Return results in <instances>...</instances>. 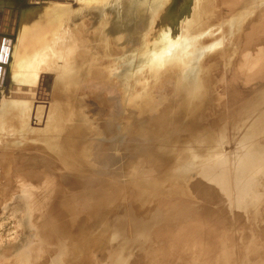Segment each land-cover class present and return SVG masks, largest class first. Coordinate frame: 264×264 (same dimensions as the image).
<instances>
[{
    "label": "bare ground",
    "instance_id": "6f19581e",
    "mask_svg": "<svg viewBox=\"0 0 264 264\" xmlns=\"http://www.w3.org/2000/svg\"><path fill=\"white\" fill-rule=\"evenodd\" d=\"M95 1L97 0H82L79 2L77 6L81 4L78 10L83 13H81V15H79L80 12L78 15L75 14L73 8L71 10L73 12L68 14V11L66 12L60 9L63 5H60V7L58 5V7L51 9L52 11L50 10L51 12L49 11L50 13L48 14L47 11L49 10V6L47 5V8L44 7L46 10L48 9L46 11L47 13L45 10H43L44 12L41 10L43 15L37 12V16L40 15V17L35 19L40 23L43 22L39 28H33L34 25H31V20H25L23 22V16L21 15L19 21L21 32L16 41V46H14L13 49L11 48L10 38L6 36L0 37V117L7 120L11 117V114L14 113L13 119L11 120L13 125L12 135L17 136L24 128L19 130L21 126L18 128L17 125L27 126V129H23V131L25 134L26 131L29 133L28 136L30 139L28 143L30 144L31 141H33L36 146L37 140L34 141L32 138L43 135V140H41V142L37 141V143L42 145L41 147L44 149H46L45 144L47 143V135H49L51 139V144L59 145L61 143V149V145L64 144L62 138H64L65 135L60 133L62 132L60 124L64 123L67 128L72 130L70 143L73 145V150H67L69 153L68 157L72 156L79 164L78 175L71 171L67 181L63 183L60 196L55 198L54 204L50 203L48 200H41L33 187L27 190L25 189L24 195L26 198L24 197L23 204L28 210V222L26 221L25 224H28L27 232L31 227L37 228L36 230L39 237L37 245H39V247L29 245L28 243L31 240H26L25 250L20 253L18 252V254H16L17 257H15L16 259L14 258L15 260L8 261V259L5 258L6 254L5 256H3L4 253L0 254V264H93L96 259L103 261L110 252V244L115 243L116 239L119 238L117 233H111L110 235L109 231H107V227H109L108 222L112 219H108L106 216L107 214H105V208L109 206L110 208L115 207L116 212L120 215L115 219L117 223L114 224V230H118L120 227L124 230L122 227L123 224L120 225L118 221L121 219L126 220L125 215L129 212L133 214V218L137 219V221L139 220V224H145L146 220L150 218L156 221V232L162 230V234H165L167 239V246L171 247L165 264H241L237 262L238 258L233 253L234 248L229 245V241L222 231L223 225L227 223V216L224 215L226 208L223 207V205L227 202L232 205V201H234L235 197H240V201H245L243 196L246 193H250V199L253 201L254 210L250 228L254 238H252L250 234L252 243L249 250L247 248H240L239 253L242 262L243 260L246 262L247 259L248 264H264V97L261 96L264 89V85L262 86L264 83V5L262 4L264 2L257 8V12L253 16L246 19L249 8L245 6V2H241V0H235V2L231 0H202L209 10H213L211 7H214V4L219 6L223 14L221 17L224 18L222 26L229 29V31L241 27L242 22L245 24L246 28L254 29L248 32L249 37L251 36L250 44L252 43V46L247 49V52L242 54V56H244L243 59L248 61L249 64L247 67L241 64L240 67L234 70L233 67L236 66L239 56L230 62L228 56L237 46L231 47L228 50H217V58L212 61L207 60V54L209 53L203 49L200 42V36L202 34L200 29L201 21L196 20V23L195 20L192 21V23L198 25V27H196L197 29H195V31H197V41L193 43L191 39H185L183 43H181V41L179 44V47L181 45L183 48L185 46L187 47L188 43L190 45L193 44L195 49H192L195 50L196 56L193 59L191 57L192 53L187 52V48L185 47L181 53H178V55H181L180 57L178 56L179 58L176 60L172 54L175 50L177 51L179 47H174V34L177 39L181 36V33L179 31H177L178 33H174L173 31L162 33L163 31H160V33L157 28L161 25H158L155 19L151 20V28L146 30L148 34L152 31L151 35L149 34L151 36H149L151 38H149V40H152V42L150 41L149 44L153 43L155 39L151 46L155 47L156 50H152V53H144L142 50L143 54H141L140 52L138 53L140 49L138 48L137 54L135 53L136 55L133 56L135 59L129 62L127 61L128 63L124 62L125 59L122 60V67L117 66L116 61L113 59L114 62L110 64H101L103 67L101 69L95 65L97 60L100 61L98 55H95L101 51L105 52L106 50L114 51L115 53L119 43L130 40L132 33L131 28L140 29V31H142L141 27L143 25L141 24L148 21L147 18L149 17L144 12L138 14L135 21L132 20L131 16L128 15L129 11L123 8L125 6L123 0V7H121V9L119 8L120 11L113 16L108 14L104 19V24L102 23V25L99 26L98 23H94L93 20V15L95 13L92 15V11L88 8L91 4H95ZM148 1H150L149 8L151 9L156 6V2H158V0ZM196 1L198 2V0ZM13 2L14 0L0 1L1 16H9L8 14L13 11H10ZM162 3L166 5L167 0H162ZM50 7L52 8L53 6ZM198 7L199 6L196 5L194 10H198ZM70 8L71 7H69V9ZM77 9L78 8H76V10ZM181 11H179L178 14ZM241 11H244V19L242 18L243 13H241ZM34 12L36 11L33 10V14ZM152 12L151 10V13ZM168 12H170L169 15L175 14L170 8ZM26 15H28V13ZM32 16L34 17L35 15ZM44 16H47L45 17L47 21L44 20ZM65 16L68 20L64 19ZM153 16L156 18L157 14L152 15L149 19H152ZM15 17L14 15V18H12L9 24L1 21L0 30L3 31V29H7V35H9L10 28L13 26L12 22L15 23ZM225 17H227L226 20ZM65 20H67V23ZM75 20H78L77 22L80 20V24H82L81 20L88 25L90 24L94 33L86 32L88 34L85 35L84 32H75L72 28V25L77 24ZM205 21H207V18ZM187 25L189 26L191 23ZM95 29L99 30L97 31ZM182 29H186V27ZM137 31L139 32V30ZM140 33H142L143 36L144 29ZM253 33L256 34L255 37L252 36ZM156 34L159 36L157 39L154 37ZM162 36H167L168 40L171 41V44L169 43L170 48L165 50L164 53L163 51L157 50L158 46V49H160L161 45L159 44V40ZM144 39L142 41L140 40L142 42L141 44L144 43ZM184 42H186V44ZM149 44L147 43L148 46H150ZM246 45L247 41L245 45L243 43V48L246 47ZM212 55L213 54H209V57ZM78 58H80L79 61H77ZM144 58H146L149 64L153 65L150 67L149 79L146 77L147 79L145 80L141 79V76H143L141 71L143 66H138L136 64L139 63V61L142 63ZM171 58L172 61H169ZM8 59H10L9 64L6 63L7 61L9 62ZM74 59L77 62L72 66L65 65L61 68L59 67L56 78L62 79V77H64L68 79V77L71 76L73 77L71 78L73 81L74 76H76V78L85 77L84 81H87V79H90L91 82L94 80L92 83L99 81L97 86L100 82H103L102 89L104 88L105 90L104 93L102 92L103 96L95 98L90 95L87 97V93H83L86 95L87 100L90 99V97L92 98L91 104L96 107L93 109L91 107L92 110L90 109V113L83 112L82 109L88 106L85 96L79 93L81 98L83 95L84 99L82 98L78 102L72 101L73 99H71L70 95H73V93H76L78 90L75 89L76 87L74 88L72 85H68L67 87H58L59 91L56 92L57 95H60L59 99L53 97L51 100H48L46 98L47 101L45 99V103L39 106L37 110L43 112L41 118L34 119V116H32L33 114H31L33 119L29 118L27 116V110L30 109V104H37L34 95L43 96L42 94L46 93V84L44 82L45 80H49V78L40 73L53 71L57 69L58 66L64 64L61 62H72ZM59 60L61 61L60 65L58 64L59 62H57ZM83 61H87L85 65L82 63ZM54 63L58 64L57 67ZM7 64V81L6 84L1 87V79H3L1 75L4 73V68H7ZM53 65H55L56 68H53ZM133 66L136 67L135 70H132V68H134ZM176 66L181 69L180 74L182 75H187L192 66H195V74L192 80V91L188 95L175 101L176 104L167 102L165 106H162L165 107L162 112L168 115V122L170 124L176 121V123L180 125L181 117L188 116L185 121V125L188 126L191 121L190 118L193 119L194 114V120L197 122V117L206 112L207 91L206 87H203V84H206L207 81L213 86L209 94L215 91L210 104L215 102V99L223 96L225 92H228L229 95L225 97L223 101L230 105L229 110L217 108L212 113L214 115L212 121L216 122L214 132L199 133V136L196 137L191 129H187L184 132V136L177 135L175 137L177 140L181 139L180 141L184 144V149L179 150L180 159L183 157V168L176 170L171 179L173 181L181 180L182 184L179 185L175 182L176 190H166L165 188L161 189L158 194H155L159 191V189H157V184H159V179H161L159 178L161 174L157 172L160 171L163 167L162 165H164L155 166V161L157 158L160 159L167 151L165 150L162 154L160 153L162 151L161 148L153 153L156 159L154 163L150 162L153 165L148 167L141 161L142 159L139 156L136 157L137 151L132 152V159L137 161L142 169L139 170L137 166L131 162V164H127L126 170H134L129 175L132 176L135 174V176L139 177L137 180L141 179L140 183L134 182L137 181L134 179H132L133 181L131 179L124 180V182L121 183L120 179L122 177H120L116 185H107L102 191H95L96 183L98 184L99 182L96 178L97 176L94 177V174H96L95 161H93L91 157L96 155V151L98 150L97 148L95 151L96 146L99 147L98 144H100V142L103 143L108 135H112L115 132V134L118 133L119 135V137H116L115 141L117 142L114 144L116 148L111 149L112 144L110 145L108 141V144L106 143L102 152H100L99 157H104L105 160L110 154L119 150L123 139L121 134L122 125L130 117L132 112L131 106L140 98L142 88L146 85L145 83H155L156 79L159 77L168 76L173 69H177L175 68ZM51 67L53 69H51ZM131 71L132 76L127 79L129 74L131 75ZM30 72L37 78V80L35 79L34 81L35 84H41L38 87L40 91H37L35 88L34 90L33 85L29 87L25 85L26 80L28 81ZM49 75H51V73H49ZM30 76L32 78V74H30ZM76 78L75 80H77ZM15 79L17 80L15 81ZM31 82L32 81H30V83ZM86 84L87 83H85V85ZM195 85L198 90L199 88L201 89L199 94L198 92L194 93L193 89ZM14 86H18L17 89L22 92L17 90L12 94L10 89ZM148 88H150V86ZM165 88L166 93H169L171 88L169 86ZM74 90L76 91L74 92ZM111 90L113 91L111 92ZM18 92L20 93L18 94ZM100 93L101 92H99V94ZM94 94L96 93H93V95ZM16 95L18 97H14ZM77 95L78 93L76 96ZM46 96L48 97V95ZM145 100L147 101L146 98ZM181 100H183L182 103L178 105L177 103ZM173 106L175 108H173ZM160 109L158 114L161 113ZM173 109L175 110L173 111ZM125 110L128 113L127 117H124ZM137 110L139 109L137 108L134 112L137 113ZM98 114H102V116H96ZM23 115L26 117L25 124H22L23 120L21 116ZM169 123H167V127L170 126ZM15 128H18L17 130L19 132H16ZM88 132L91 133V136H88V139L85 138L87 139V143L84 144L82 148L79 137ZM6 135L9 136L10 134L7 133L5 136ZM182 136L184 137L183 139ZM192 136L193 141H190ZM153 137L152 135V138ZM54 140L59 141L54 142ZM80 144L83 150L81 153L79 152L77 154V148L80 150ZM68 153L62 155L66 156ZM255 155L258 157L259 163L255 169H251L247 163H250L251 158ZM34 156V158H41V152H36ZM149 169L151 173H147ZM88 176L94 178L91 183L86 186V177ZM48 196L52 200L53 194H49ZM30 197H35L36 203H34ZM179 198L181 203L183 202L179 217L181 221H179V223L175 221L176 212L173 211L170 212L168 216L166 214L161 216V211L168 206V202L169 204L171 202L175 203ZM231 209L236 211L235 207H231ZM241 210L251 211L252 209L246 207L240 209V211ZM138 212L141 213L139 217ZM85 214L89 216L88 218L90 219V227L87 228V231L90 233L94 232L95 234L93 238L89 237L87 241V243L91 242L93 245V247L90 248L91 251L88 250L92 255L86 253L80 257L78 254V246L82 249L79 240L80 235L82 234L81 236H83L86 229V226L82 222L84 221ZM203 219H208L209 224H203L201 221ZM153 222L154 221L151 223ZM176 225H181V229L173 233V227ZM254 232H256V234ZM107 237H109V241H106ZM173 239L175 240L172 242ZM94 240L104 241L100 242ZM158 244H160V242ZM22 245L23 243L18 248V251H20L19 249ZM183 245V248L190 252L187 256L184 255L185 250L181 251V246ZM97 251L99 252L96 258L94 254ZM120 252L122 253L121 249ZM8 258L10 259V257ZM157 258L160 257L157 256ZM121 259L119 263L115 264H122L124 258ZM156 262L157 261L148 262L146 264H155Z\"/></svg>",
    "mask_w": 264,
    "mask_h": 264
},
{
    "label": "rangeland",
    "instance_id": "374dc122",
    "mask_svg": "<svg viewBox=\"0 0 264 264\" xmlns=\"http://www.w3.org/2000/svg\"><path fill=\"white\" fill-rule=\"evenodd\" d=\"M81 1L82 0H14L13 5L11 7L12 9H10V11L11 10H13V11L8 14L9 16L6 15L3 17L0 15V18L3 17L2 19L5 20L4 21V20L0 19V22L1 21L7 22L9 24V22L12 20V18H14V15H15L16 16L14 19L15 23L12 22L13 26H12V28H10L9 35H7L8 34L7 29H5V30L3 29V31L0 30V32H1L0 37L6 36V37L10 38L11 39V48L13 49L14 46H16V41L18 40V38L20 36V32H21V26L19 24L21 15L24 17V18L22 17L23 22L25 20H31L30 21L32 23L31 25L32 26L34 25L33 28H36V27L39 28V26H41L43 22L40 23L35 18L40 17V15L37 16V12L43 15L42 11L45 10V12H46L48 10V9L46 10L44 7L47 8L49 6L48 7L49 10L47 11L48 14L52 11L51 9L58 7V5H59V7H60V5H63L60 9L66 11V12L68 11L67 12L68 14L73 12V11H71L73 8L75 14L78 15L80 12L79 15H81L82 12L78 11L81 4L79 6H77L79 4V2H81ZM108 1L109 0H97V1H95V4L93 2H91L93 4L88 6L89 10L92 11V15L94 13L96 14V15L95 14L93 15V20H94V23L97 22L99 26L102 25L105 17L108 14L113 16L117 12L120 11L119 8L121 9V7H123L122 6V2H123L122 0H113V1L110 0V3ZM231 1L235 2V0H231ZM242 1L245 2V6H248V8H249V11H248L249 13H248L246 19L253 16L257 12V8L264 2V0H241V2ZM201 2H202V0L201 1L198 0V2L196 0H189V3H188V0H167V3H166L167 9H165L162 13H161V11L163 9H161V10L158 9L159 7H157V5L154 6L152 9L149 8L150 1H148V0H124L123 3L125 4L126 7L124 6L123 8H125L126 11L127 10L129 11V13L128 12L127 13H128V15L131 16V19L134 21L136 20V16L138 14H142L145 12L146 15L150 18L154 12H156L157 10L160 11L159 12V13H161L160 16H156V18H155V22L158 25L159 24L161 25L157 28L158 31L159 32L163 31L162 33H168V31H170V32L173 31L175 33L177 31H179L181 33V36H179L177 39L175 38V34H174V39H175L174 42L175 43H173V44H174L175 48H178L180 42L182 41L181 43H183V40L185 41V39L186 40L191 39V42H193V43L197 41V39H198L196 37L197 31H195V29H197L196 27H198V25L192 23V21L195 20V23H196V20L201 21L200 22V29L202 31V34L200 36V42H201L204 50H206L209 54H213L210 57H209V54H207V60L212 61L213 59L217 58V50H222V49L228 50L231 47L237 46L235 49L232 50V52L228 56V60L230 62L232 60H235L239 56L237 59L236 66L233 67L234 70H236V68L240 67L241 64L244 67H247L249 63H248V61L243 59L244 56H242V54L247 52V49H249L252 46V43L250 44L251 36L249 37L248 32L253 31L254 29L246 28L245 24L242 22L241 27H237V29H232V31H229V29H226L222 26V23L224 22V18L221 17L223 14H222V11H220L219 6L214 4V7H211V8H213V10L212 9L209 10L206 7L207 5L204 4L203 2L202 3ZM54 5H55V7H54ZM196 5L199 6L198 10H196L197 12L194 10V7ZM262 5H264V3ZM50 6H53V7L51 8ZM93 6H95V7H93ZM99 6H102L103 8L99 7ZM69 7H71V8L69 9ZM76 8H78V9L76 10ZM169 8L172 12H175V14L169 15V13H170V12H168ZM33 10L36 11V12H34V14H33ZM151 10L153 11L152 13H151ZM181 10H183V11H181ZM179 11H181V12L178 14ZM243 12L241 11V13H243ZM18 13H20V14H18ZM24 13H25V16L27 19L25 18ZM27 13L29 16L26 15ZM32 15H35V16L33 17ZM244 16H245V14L243 13L242 18ZM45 17H47V16H44V20L47 19ZM18 18H19V20H18ZM149 18H147L148 21L141 24V25H143L142 27L140 25L141 30L143 31V29H144L143 36H142V33H140V32H142V31H140V29L131 28L132 33L130 32L131 33L130 40L129 41L126 40V41L119 43V46H118L117 50H115V53H114V51L106 50L105 52L101 51L100 53L96 54L95 56L98 55V58H100L99 59L100 61L97 60L95 65L102 69L103 67L101 66V64H106V63L110 64V63L114 62L113 61V59H114L117 63V66L122 67V63H123L122 60L125 59L124 62L128 63L132 59H135V58H133V56H135L137 54L138 48H140L138 53L140 52L141 54H143V51H144V53L145 52H148V53L151 52L152 53L154 50H156L155 47L151 46L154 43L155 39L153 40V43L149 44L150 41L152 42V40H149V38L151 37L150 35H151L152 31L149 33L150 35L147 33L148 23H149V21L152 20ZM206 18H207V21H205ZM64 19L68 20V18L66 16L64 17ZM226 19H227V17H225V20ZM32 20L34 21V24H33ZM67 20H65L66 23H67ZM77 21L75 20V22L77 23V24L75 23L76 25H72V28L75 30V32H77V31L84 32L85 35H87L88 33H91V32H92V34L94 33L92 26L90 24L89 25L86 24L85 22H83V20H81L82 24H80V20H79V22H77ZM72 23H74V22H72ZM188 23H191V25L188 26L187 25ZM32 26H31V28H32ZM183 27L184 28L186 27V29H182ZM80 28H81V30H80ZM159 29H163V30H159ZM260 29L263 30L262 28H260ZM28 30H34V29H28ZM35 30H37V29H35ZM95 30L98 31L99 29H95ZM137 30H139V32ZM79 32H78V34H79ZM86 32H88V33H86ZM75 34H77V33H75ZM252 36L255 37L256 34L253 33ZM144 37H146V38L144 39ZM154 37L157 39L159 36L156 34V35H154ZM142 38L144 39L143 44H141L142 43L141 41L143 40ZM13 39H14V41H13ZM147 40H149V41H147ZM169 41L170 40H167L166 43L164 42L162 44L159 43L162 47L160 46V49H158V47H159L158 46L157 50L163 51V53H164L165 50H168L170 48L169 45L171 44V41L170 42ZM246 41H247V45H246V47L243 48V43L245 45ZM147 43L150 46H148ZM184 43L186 44V42H184ZM248 43H249V45H248ZM188 46L190 49L188 48ZM143 47H144V49H143ZM184 48L180 45L178 50L177 51L175 50L173 52L172 56L177 60L181 55V54L178 55V53H181L182 50H184ZM186 48H187L186 49L187 52L192 53L191 57L194 59V57L196 56L195 55L196 52L194 50L195 48L193 47V44L190 45L188 43ZM192 48H194V49H192ZM150 49H151V51H150ZM241 56H242V59H241ZM174 58H173V60L175 61ZM75 59H77V58H75ZM75 59L72 60V62H70V61L61 62L59 60V61H57V62H59L58 63L59 65H60V62L64 63V64L57 67V65H58V64H56L57 62L54 63V64H56L57 69H54L52 71L51 69L56 68L55 65H53L54 67L53 68L51 67V69H50L53 73L51 71L40 73L41 75L44 74L45 76H47V78H49V80H45V82H44L46 84V87H45L46 93H44L45 96H44V94H42L43 96H35L34 95V98L36 99L37 104H35V105L30 104L31 107L29 110H27V116L29 118L33 119L32 116H34V119L41 118L43 112L38 111L37 109L39 108V106H41L45 103L46 98L48 100L49 99L51 100L53 97L56 99L57 98L59 99L60 95H57L56 91H59L60 87H67L68 85H70V86L72 85L74 88L76 87L75 89H77L78 91L74 90V92L76 91V93H73V95L72 94L70 95L71 99H73L72 101H74V102H78L80 99H82L83 95L85 96V98H86V95H88L87 97H89L91 95L92 97H95V98L96 97L99 98V97L103 96V93L105 91L104 88L102 89L103 82H100L98 85L99 87H98L97 84L99 81H97V82L95 81V83H92L94 80H92V82H91L90 79H87V81L86 80L84 81L85 77L84 78H82V77L76 78V76H74L73 81L71 79L73 77H71V76L68 77V79L64 78V77H62V79L56 78L57 73L59 71V67L61 68L62 66H65V65L66 66L67 65L72 66L73 64H75V62L79 61L80 58H78L77 61ZM8 60H9V62L7 61L6 63L9 64L10 59H8ZM101 61H103V62H101ZM169 61H172V58ZM86 62L83 61L82 63H84V65H85ZM8 64L6 65L7 68L6 67L4 68L5 69L4 73L1 75V77H3V79H1L2 80L1 81L2 82L1 87L4 86L6 84V81H7ZM136 64L138 66H143L142 70H141L143 76H141V79H143V80H145L147 78L149 79V75H150L149 73H150V69H151L150 67H152L153 65L149 64V62L146 61V58H144L142 60V63L139 61V63H136ZM133 67L134 68L131 67L132 70H135L136 67L135 66H133ZM175 68H177V69H173L168 76H165V77L161 76L158 79H156L155 83H149V82L145 83L146 85H145V87L143 86V88H142V93L140 94V98L138 99V101L133 103V105L131 106L132 112H131L130 117L122 125L121 134H122L123 139H122L121 146H120L119 150L113 152L107 158L105 157L106 158L105 160H104V157H99L100 152H102L103 147L105 146V144L108 141H109L108 143L110 145L112 144L111 149L116 148L114 146V144L117 142L115 140H116V137H119V135H118V133L115 134V132L112 135H108L106 137V140L103 141V143L100 142V144H98L99 147L96 146L95 151L98 148V150L96 151V155L91 157V159L93 161H95L96 174H94V173L93 174H94V177L97 176L96 178L99 182L98 184L96 183L95 191H102L107 185H109V186L116 185V183L119 181L120 177H122L120 179L121 183H123L124 180H129V179L137 180L139 177L135 176V174H133L132 176L129 175L134 170H131V169L126 170V167L128 166L127 164H131V162L134 163L139 170L142 169L139 166V163L137 161H135L134 159H132V157H133L132 152L137 151L136 157L139 156L142 159L141 161L144 164H146L148 167V166L153 165L151 163H154V161L156 159L155 156L153 155V153L156 152V150L161 149V148H162V151L160 153L163 154V152H165V150H167V151L165 154H163L161 156L160 159L157 158L155 161V166L164 164V165H162L163 166L162 169L157 172L158 174H161L159 178H161L162 180L159 179L160 182H159V184H157V186H158L157 189H159V191L156 192L155 194H158L161 191V189H165V188H166V190H172V191L176 190L175 182H177L179 185L182 184L181 180L173 181L171 179L176 170H180L181 168H183V162H182L183 157H181V159H180L179 150L184 149V144L180 141L181 139L177 140L175 137L177 135H183L184 136V134H185L184 132L187 129H191L192 132L195 133L196 137L199 136V133L204 134V133H210L212 131L214 132V130H215L214 127H215L216 122L212 121L214 118V115L212 113L217 108L229 110L230 105H228V103H225L223 101V99L229 95L228 92H225L223 94V96H221L218 99H215L214 100L215 102L210 104V102L214 96L215 91H213L209 94V92L212 90L213 86L210 82L207 81L206 84H203V87H206V91H207V97H206L207 105L205 107L206 112L200 114L197 117V120H196L197 122H195V120H194L195 119V114H194L193 119L190 118L191 121L188 124V126L185 125V121L187 120L188 116L181 117V124L180 125H178L176 123V121L174 123L170 124L168 122V115H166L162 112L165 109V107H162V106H165V103H167V102H169V103L173 102V104L174 103L176 104L175 101H178V100L182 99L183 97H185L186 95H188L192 91V80H193V77L195 74V70H194L195 66L194 67L192 66V68L188 71L187 75L180 74L181 69H179V67L176 66ZM148 70H149V72H148ZM49 73H51V75H49ZM145 73H146V75H145ZM30 74H32L33 79L31 78ZM33 75L34 74L32 72L29 73L30 77L28 76V81L26 80L25 85L28 87L30 85H33V89L35 88L37 91H40V90H38V87L41 84L40 83L35 84L34 81H35V79L37 80V78H35ZM130 76H132V71H131V75L129 74L127 79L131 78ZM53 78H54V80H53ZM55 78H56V80H55ZM75 78L77 80L78 79L79 80L77 81V80H75ZM8 80H10V79H8ZM16 80L17 79H15V81ZM89 80L92 84H94V85L96 84L95 85L96 87L94 85H92L89 82ZM10 81H12V80H10ZM30 81H32V82L30 83ZM55 83L58 86H56ZM85 83H87V84L85 85ZM51 84H52V86H51ZM147 84H148V86H147ZM263 85H264V83L262 84V86ZM149 86H150V88H148ZM167 86H169L171 88L169 93H166V91H165L166 90L165 87H167ZM82 87H83V90H82ZM89 87H90V89H89ZM17 88H18V86H14L10 89L12 94H14L17 90H19ZM56 88H58V89H56ZM84 88H85V90H84ZM42 89H43V87H42ZM86 89H87V91H86ZM101 89H102V91H101ZM143 90H145V91H143ZM193 90H194V93L198 92V94L201 91L200 88H199V90L196 88V85H195ZM19 91L22 92L21 90H19ZM48 91H49V94L51 95V98H50V95L48 94ZM51 91H54V92H51ZM112 91L113 90H111V92ZM20 92H18V94ZM99 92H101V93L99 94ZM146 92H149V93H146ZM77 93H78V95L76 96ZM79 93H81V94L87 93V94L86 95L83 94L82 98H81V95H79ZM93 93H96V94L93 95ZM46 95H48V97ZM148 95H149V97H148ZM142 96H145V97H142ZM261 96L264 97V89H263V94H261ZM14 97H18V96L16 95ZM14 97H13V99H14ZM145 98L147 99V101L145 100ZM47 99H46V101H47ZM85 100L87 101L88 106L86 108L82 109V111L86 112V113H90L91 107L93 109L96 106H93L91 104V101H92L91 97H90V99L87 100V98H86ZM182 101L183 100L179 101V103H177V104L178 105L181 104ZM141 103H143V104H141ZM231 105H232V102H231ZM140 107H141V109H140ZM146 107H148V108H146ZM135 108L139 109V110H137V113L134 112L136 110ZM173 108H175V107L173 106ZM159 109L161 110L160 111L161 113L158 114ZM174 110L175 109H173V111ZM31 114H33V115L31 116ZM24 115L21 116V119L23 120L22 124H25V122H26V117H24ZM100 115L102 116V114H98L96 116L100 117ZM127 115H128V113L125 110L124 117H127ZM13 116H14V113L11 114V117L8 118L7 120L0 117V254L4 253L3 256H5V254H6L5 258H7L8 261L15 260L16 259L15 257H17L16 254H18V252L20 253V252H23L25 250V248H26L25 241L26 240H31L28 243L29 245H34L36 247H39V245H37V241H39L38 233L36 230L37 228L31 227L27 232L28 224L27 223L25 224V222L27 221V215H28V210L23 204L24 197L26 198V196L24 195L25 189L27 190V189L33 187L36 190V193L40 197L41 200H43V201L48 200V201H50V203L54 204L55 198L60 196L61 191L63 189V183L67 181L69 175L71 174V171H73V173L75 172L77 175L79 173L78 162L75 161L72 158V156L68 157L69 153L67 150H69V149H71V151L73 150V145L70 143V138L72 136V130L70 128H67V126L64 123L60 124V129L62 130V132H60V133H63L65 135L64 138H62V142H64V144L61 145V149H60L61 143L59 145L51 144V139L49 138V135L46 136L47 143L45 144L46 149H44L41 147L42 145L37 143V141L41 142V140H43V138H42L43 135L36 136V137L32 138V140H34V141L37 140L36 146L34 145L33 141H31L32 144L28 143V140L30 139L28 136L29 133H28V131H26V134H25L23 131V129H27V126L17 125L18 128L21 126V128H19V130L22 129L23 127L24 128L20 131V133L17 136L12 135L13 125H12L11 120L13 119ZM167 123L170 124L169 127L166 126ZM18 128H15L16 132L18 131L17 130ZM7 133H9L10 135L5 136V134H7ZM152 135L154 136L153 138H152ZM84 136H86V137H84ZM88 136L89 137L91 136L90 132H88L87 134L85 133V135L83 134L82 136L79 137L80 143L82 144V148H83L84 144L87 143V139L89 138ZM183 136H182V139L184 138ZM85 138H87V139H85ZM82 139H83V141H82ZM172 139H174V140H172ZM59 140H61V139H59ZM59 140H54V142L59 141ZM190 141H193V136L191 137ZM81 144H80V150L81 151L79 150V148H77L78 149L77 154L79 152L81 153L83 150L81 148ZM58 148H59V150H58ZM36 152H39V153L41 152V158H34L35 157L34 154ZM66 153H68L66 156L62 155V154H66ZM115 153H117V154H115ZM258 163H259L258 157H257V155H255L253 158H251L250 163H247V164L250 166L251 169H255L257 167ZM102 171H104L105 173ZM149 172L151 173L150 169L147 171V173H149ZM154 175H155V173H154ZM93 178H91L90 176L86 177V186H88L91 183ZM140 180H137L134 182L140 183ZM49 194H53L52 200L48 196ZM250 196H251L250 193H246L243 196V199L245 201H240V197H235L234 201H232V203H233L232 205L229 202H227V203H225V205H223V207L226 208L224 215L227 216V218H226L227 223H225L223 225L222 231L225 234L226 238L228 239L229 245L232 248H234L233 253L238 258L237 262L241 263V264H248V261L246 259V262L244 260L242 262L241 256L239 253V249L240 248L241 249L247 248L249 250L251 243H252V239H250V234H251L252 238H254V236L252 235V232H251V228H250V222H252L251 219H252L253 210H254L253 201H252V199H250ZM30 199L34 203H36L35 197H33V198L30 197ZM43 207H44V205H43ZM182 207H183V202L181 203L180 198L177 199L175 201V203L171 202L169 204V202H168V206L165 209L163 208V210L161 211V216H164V214H166L168 216L170 214V212H172V211L176 212L175 221L179 223V221H181V219H179V217L181 214ZM231 207H235L236 211L232 210ZM246 207H250L252 210L251 211H243V210L240 211V209H243ZM51 208H52V205H51ZM105 214H107L106 216L108 219L112 218L108 222L109 227H107V231H109L110 235H111V233H117L119 235V238L116 239L115 243L110 244V252L108 251L109 253L106 256L107 258L104 259L103 261H101L100 259H96L93 262V264H115V263H119L122 260L121 258H124L122 264H146L148 262H155V261H157L155 264H165L167 262L168 252L171 249V247L167 246V239H166L165 234H162V230L156 232L157 226H156V221L154 219L150 218V219L146 220L145 224H139L138 223L139 220L137 221V219L133 218V214L131 212H129L127 215H125L126 220L121 219L120 221H118L120 223V225L123 224L122 227L124 230H122L121 227L118 230H114L113 229L114 224L117 223L116 222L117 220H115V219L118 218L120 215L116 212L115 207L110 208V206L108 208H105ZM140 215H141V213L138 212V217ZM84 217H85L84 221H82V222L86 226V229L84 231V235L83 236H81L82 234L80 235L79 244H81V247H82V249H81L78 246V254L80 257H82L86 253L89 255H92L90 252L91 251L90 248H92L93 245L91 242L87 243V241H88L89 237L93 238L94 234H95L94 232L90 233L87 231V228L90 227V225H89L90 219L88 218L89 216H87L86 214ZM152 221H154V222L151 223ZM201 221L205 225L209 224L208 219H203ZM186 222H187V220H186ZM133 224H135V225H133ZM146 227H151V228H146ZM180 229H181V225H179V226L176 225L173 227L172 231H173V233H175L176 231H179ZM254 233L256 234V232H254ZM174 240L175 239H173L172 242ZM94 241H100V240H94ZM102 241H104V240H102ZM102 241H100V242H102ZM106 241H109V237L106 238ZM159 242H160V244H158ZM22 243H23V245L19 249L20 251H18V248L20 247V245ZM183 247H184V245L181 246V251L185 250ZM120 249L122 250V253L120 252ZM88 250H90V251H88ZM98 252L99 251L95 252V254H94V255H96V258H97ZM189 254H190L189 251H186V250L184 251V255L187 256ZM157 256H159L160 258H157ZM8 257H10L11 260ZM98 258H99V256H98Z\"/></svg>",
    "mask_w": 264,
    "mask_h": 264
},
{
    "label": "water",
    "instance_id": "95a60500",
    "mask_svg": "<svg viewBox=\"0 0 264 264\" xmlns=\"http://www.w3.org/2000/svg\"><path fill=\"white\" fill-rule=\"evenodd\" d=\"M123 1V0H122ZM102 2V1H101ZM100 2V3H101ZM109 3H110V0L108 1ZM107 2V3H108ZM156 5H157V7H159L158 9H163L162 11H161V13L165 10V9H167V5H164L163 3H162V0H158V2H156ZM103 8V7H102ZM161 13H159L158 12V10L156 11V12H154L152 15H154V14H157V16H160V14ZM155 18H154V16L152 17V20H154ZM151 21H149V23H148V28L147 29H150L151 28ZM144 38H146V37H144ZM169 38H170V36H169ZM165 39V40H164ZM166 40H168V37L167 36H162L161 38H160V40H159V43L160 44H162V43H164V42H166ZM158 42V41H157Z\"/></svg>",
    "mask_w": 264,
    "mask_h": 264
}]
</instances>
